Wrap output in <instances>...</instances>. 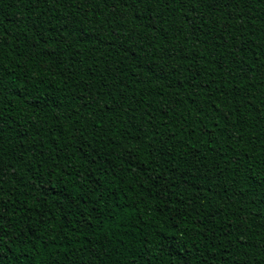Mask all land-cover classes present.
Returning a JSON list of instances; mask_svg holds the SVG:
<instances>
[{
	"label": "trees",
	"instance_id": "16d2710c",
	"mask_svg": "<svg viewBox=\"0 0 264 264\" xmlns=\"http://www.w3.org/2000/svg\"><path fill=\"white\" fill-rule=\"evenodd\" d=\"M0 264H264V0H0Z\"/></svg>",
	"mask_w": 264,
	"mask_h": 264
}]
</instances>
